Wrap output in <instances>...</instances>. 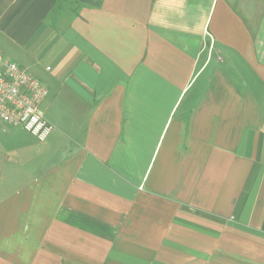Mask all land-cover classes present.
Listing matches in <instances>:
<instances>
[{
  "label": "crops",
  "instance_id": "crops-1",
  "mask_svg": "<svg viewBox=\"0 0 264 264\" xmlns=\"http://www.w3.org/2000/svg\"><path fill=\"white\" fill-rule=\"evenodd\" d=\"M0 51L53 125L0 122V264H264V0H0Z\"/></svg>",
  "mask_w": 264,
  "mask_h": 264
},
{
  "label": "built area",
  "instance_id": "built-area-1",
  "mask_svg": "<svg viewBox=\"0 0 264 264\" xmlns=\"http://www.w3.org/2000/svg\"><path fill=\"white\" fill-rule=\"evenodd\" d=\"M46 95L42 81L0 51V122L45 141L53 130L41 108Z\"/></svg>",
  "mask_w": 264,
  "mask_h": 264
},
{
  "label": "rangeland",
  "instance_id": "rangeland-1",
  "mask_svg": "<svg viewBox=\"0 0 264 264\" xmlns=\"http://www.w3.org/2000/svg\"><path fill=\"white\" fill-rule=\"evenodd\" d=\"M18 129H20V128H18ZM23 131H22V133H24V134H22V137H21L22 141H28L32 146L38 144L37 141L33 137H31L30 134H28L25 131L23 132ZM35 142H36V144H35Z\"/></svg>",
  "mask_w": 264,
  "mask_h": 264
}]
</instances>
